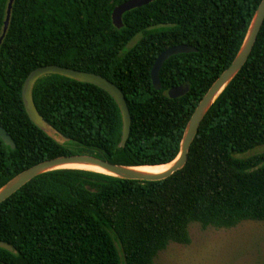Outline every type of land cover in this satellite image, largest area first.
<instances>
[{
    "label": "trees",
    "instance_id": "obj_1",
    "mask_svg": "<svg viewBox=\"0 0 264 264\" xmlns=\"http://www.w3.org/2000/svg\"><path fill=\"white\" fill-rule=\"evenodd\" d=\"M127 0H14L0 44V187L39 162L87 153L123 165L171 162L186 125L237 54L261 0H153L122 15ZM9 0H0V37ZM140 36L132 45L130 43ZM162 88L151 69L173 45ZM91 71L119 86L132 117L119 148L121 113L102 88L61 75L40 78L35 104L71 141L36 126L22 100L28 74L43 65ZM188 83L171 98L167 90ZM264 22L248 60L202 120L185 166L145 181L65 168L32 178L0 203V264H155L171 243H191L190 225L229 229L264 222Z\"/></svg>",
    "mask_w": 264,
    "mask_h": 264
},
{
    "label": "water",
    "instance_id": "obj_2",
    "mask_svg": "<svg viewBox=\"0 0 264 264\" xmlns=\"http://www.w3.org/2000/svg\"><path fill=\"white\" fill-rule=\"evenodd\" d=\"M153 0H127L119 5H117L112 12L113 24L120 28L123 26L122 15L135 7H140L142 5L148 4ZM14 0H9L6 10V17L4 20L3 32L0 37V44L6 34L9 26L12 5ZM264 22V0L259 3L244 36L243 42L232 60L231 64L216 78V80L209 87L208 91L202 97L198 105L196 106L193 114L191 115L183 137L180 144V150L178 155L169 163L164 164H154V165H123L116 164L110 161L104 160L92 154L87 153H77L71 155L58 156L52 159H47L39 162L29 168L24 169L20 173L16 174L10 180L0 187V203L5 201L26 183H28L32 178L40 175L42 173L65 168L81 169L76 167H68L71 164H84L96 166L103 169L105 172L95 171L99 173H104L112 176H116L124 179H137L145 181H156L165 179L171 176L176 171L182 169L187 163L189 150L195 136L199 130L200 124L204 119L206 113L222 94L229 83L236 77L239 71L242 69L244 64L249 58V55L254 47L257 40L258 34ZM198 49L188 44L173 45L162 51L155 60V63L151 69V79L155 89L159 90L162 88V82L160 78V71L164 63L173 55L181 53L195 52ZM46 75H61L68 77L80 82L90 83L96 85L106 92H108L111 97L116 101L120 113H121V137L118 143L119 148H124L127 144L128 138L131 132L132 117L127 103V99L123 90L117 86L114 82L109 80L107 77L100 75L95 72L79 70L69 67L60 66L57 64L43 65L34 70H32L26 79L24 80L22 86V100L24 103V108L32 120V122L43 130L48 135L55 138L61 143H68L71 139L58 130L53 124L44 118V116L38 110L34 97L33 89L36 82L46 76ZM189 91L188 83L183 85L173 86L167 90V94L171 98H177ZM0 138L5 142L6 145L10 146L12 149L16 147L13 137L8 133V131L0 125ZM170 166L161 172H145L136 169L140 166H156V165H166ZM0 247L13 251V247L0 240Z\"/></svg>",
    "mask_w": 264,
    "mask_h": 264
},
{
    "label": "rangeland",
    "instance_id": "obj_3",
    "mask_svg": "<svg viewBox=\"0 0 264 264\" xmlns=\"http://www.w3.org/2000/svg\"><path fill=\"white\" fill-rule=\"evenodd\" d=\"M261 152L264 145L240 156ZM190 234V244L171 243L158 254L155 264H264V222L245 221L229 229H202L192 223Z\"/></svg>",
    "mask_w": 264,
    "mask_h": 264
},
{
    "label": "bare ground",
    "instance_id": "obj_4",
    "mask_svg": "<svg viewBox=\"0 0 264 264\" xmlns=\"http://www.w3.org/2000/svg\"><path fill=\"white\" fill-rule=\"evenodd\" d=\"M169 166L170 164L156 165V166H140V167H137L136 169L145 171V172H161L167 169ZM68 167H76V168H81V169H90V170L105 172L103 169L99 167L91 166V165H84V164H71V165H68Z\"/></svg>",
    "mask_w": 264,
    "mask_h": 264
}]
</instances>
